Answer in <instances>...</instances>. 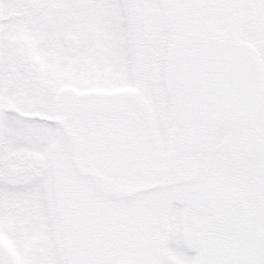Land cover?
<instances>
[{"label": "snow or ice", "instance_id": "obj_1", "mask_svg": "<svg viewBox=\"0 0 264 264\" xmlns=\"http://www.w3.org/2000/svg\"><path fill=\"white\" fill-rule=\"evenodd\" d=\"M0 264H264V0H0Z\"/></svg>", "mask_w": 264, "mask_h": 264}]
</instances>
